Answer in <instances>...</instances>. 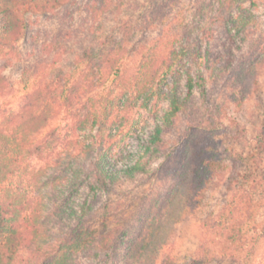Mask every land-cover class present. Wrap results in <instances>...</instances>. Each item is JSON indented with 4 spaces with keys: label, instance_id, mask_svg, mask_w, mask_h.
I'll return each instance as SVG.
<instances>
[{
    "label": "trees",
    "instance_id": "trees-1",
    "mask_svg": "<svg viewBox=\"0 0 264 264\" xmlns=\"http://www.w3.org/2000/svg\"><path fill=\"white\" fill-rule=\"evenodd\" d=\"M262 1L147 0L149 13L127 23L111 47L102 52L86 49L72 73L63 79L57 76L58 83L53 79L41 83L27 95L19 111H9L2 117L0 264H118L128 257L133 259V252L122 258L118 245L98 234L94 214L125 180L136 183L156 176L162 159L169 157L165 131L172 129L179 117L186 120L183 137L191 147L181 161L184 183L179 181L165 197L171 215L188 205L183 191L186 184L202 192L220 179L227 166L217 140L199 132L205 123L223 115L225 102L236 97L240 88L245 96L264 71ZM71 2L0 0V52L15 53L20 29L30 25L25 13H54ZM123 6V0H91L85 10L96 21L120 12ZM155 28L158 33L152 41L137 43ZM69 35L61 32L44 46L52 52ZM204 39L207 44L213 39L223 46L216 62L209 46L202 52ZM184 78L185 91L180 87ZM11 89L0 73V95ZM164 100L169 102V109L142 142L144 153L126 162L121 144L128 136L143 132L137 116ZM57 120L65 126L56 124ZM88 130L89 139L76 136ZM32 157L44 165L31 170ZM39 187L52 191L62 187L70 193L64 201L68 212L61 208L49 213L73 220L58 241L49 240L44 231V208L32 195ZM155 202L161 204L159 199ZM220 215L212 229L219 231L221 249L215 252L203 244L201 255L186 264L225 260L247 264L255 254V242L246 247L254 226L251 212L227 205ZM154 220H149L146 230L157 241L162 236ZM227 243L234 247L227 248ZM82 257L87 259L85 263H81Z\"/></svg>",
    "mask_w": 264,
    "mask_h": 264
},
{
    "label": "rangeland",
    "instance_id": "rangeland-1",
    "mask_svg": "<svg viewBox=\"0 0 264 264\" xmlns=\"http://www.w3.org/2000/svg\"><path fill=\"white\" fill-rule=\"evenodd\" d=\"M89 1L72 0L54 13L24 14L30 25L20 29L21 37L16 42L15 53L7 54V50L0 52V73L12 88L7 94L0 95V120L9 111H19L27 95L41 83H49L52 79L58 83L59 78L63 79L72 73L78 58L86 49L102 52L111 47L122 36L121 29L127 23H134L142 14L150 11L147 0H123L124 6L120 12L93 21L85 10ZM261 12H264V8ZM61 32L70 33L68 40H63L52 52H48L44 43H49ZM157 33L158 29L155 28L137 43H148ZM206 42L204 39L202 52L209 46L211 58L216 62L223 46L213 39L208 44ZM185 84L184 78L180 84L181 90L185 91ZM239 91L236 97L225 102L223 115L205 123L199 132L202 136L209 134L215 137L227 169L220 179L214 180L202 192L194 191L186 184L183 191L189 202L184 210L171 215L172 209L165 200L166 194L175 184L179 181L184 183L180 177L184 174L181 161L191 147V143L189 146L183 137L187 130L184 117H179L175 126L165 131L169 157L162 159L156 176L140 179L136 183L123 180L122 186L106 196V202L94 214V228L98 229L99 235L106 239L109 237L118 245L122 258L131 252L135 254L133 259L128 257L118 264H186L201 255L203 244L218 251L223 244L219 231L212 229V226L220 219V213L227 205L239 206L243 211L251 212L254 226L246 247H252L255 242L256 252L247 264H264V109L259 104L264 107V71L256 84H251L245 96L242 88ZM223 99L220 96L219 101ZM168 109V101H159L156 106L151 105L148 110H142L140 117L137 116L143 132L128 136L121 144L126 162L131 163L138 158L139 153H144L141 150L142 142L149 138L158 123L157 119ZM56 124L65 126L59 120ZM89 135V130L76 134L80 140L89 139ZM92 135L95 136L96 132ZM115 151L119 153L120 148H115ZM30 162L31 170H38L44 165L36 157H32ZM33 192V197L44 208L42 222L48 239H62L73 220L68 216H51L49 213L61 208L69 211L64 205L69 191L62 187L57 191H52L50 187H39ZM157 199L161 204L155 202ZM236 217L242 218L239 214ZM150 219H155L160 228V240L153 241L152 232L147 233ZM233 247V244L227 243V248ZM79 259L81 263L87 260L84 257ZM211 264L233 263L225 260Z\"/></svg>",
    "mask_w": 264,
    "mask_h": 264
}]
</instances>
